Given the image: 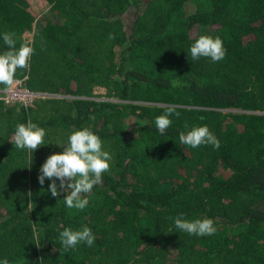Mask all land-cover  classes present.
<instances>
[{
	"label": "trees",
	"instance_id": "obj_1",
	"mask_svg": "<svg viewBox=\"0 0 264 264\" xmlns=\"http://www.w3.org/2000/svg\"><path fill=\"white\" fill-rule=\"evenodd\" d=\"M6 32L17 49L34 48L15 76L70 98L50 115L0 98V261L264 264V0H0V54ZM201 34L222 39L223 60L191 59ZM94 84L121 99L87 96ZM169 106L179 116L161 135L155 118ZM29 121L46 131L34 152L11 143ZM203 125L219 149L180 143V132ZM85 127L112 159L80 211L38 175ZM177 216L211 218L217 231L189 235ZM84 227L94 244L65 251L60 232Z\"/></svg>",
	"mask_w": 264,
	"mask_h": 264
},
{
	"label": "clouds",
	"instance_id": "obj_2",
	"mask_svg": "<svg viewBox=\"0 0 264 264\" xmlns=\"http://www.w3.org/2000/svg\"><path fill=\"white\" fill-rule=\"evenodd\" d=\"M13 37L12 33L3 34V41L9 50L0 54V84L5 85L6 88L14 85L17 69L28 68L29 59L34 52L31 42L22 43L17 49ZM109 39H115V36L110 33ZM189 51L193 61L206 57L212 62H219L226 56L222 39L219 36L213 37L207 34L199 35ZM172 115L179 116V112L169 106L163 114L156 116L155 125L161 135L171 126L172 120L169 117ZM45 135V129L31 121L27 124L19 123L15 128L11 143H14L18 149L34 152L39 146L45 144ZM179 141L191 148L211 145L219 149L221 144L206 125L194 126L186 133L180 132ZM111 159V154L103 150L102 140L97 134L86 127L73 130L68 136V143L63 147V151L49 155L41 165L38 181L40 185H43L45 178H48L51 181L48 191L52 197L59 196L62 190L66 193L63 196L66 207L82 211L89 204L86 194L91 193L94 186L102 183V175L109 171ZM57 180H59V186ZM28 195L31 193L29 192ZM175 227L189 235L196 236H211L217 231L213 219L207 217L189 220L177 216ZM59 239L67 251L80 243L91 247L95 236L89 227L81 230L64 228L59 234ZM36 245L39 247L38 244ZM0 264H9V260L5 258L0 261Z\"/></svg>",
	"mask_w": 264,
	"mask_h": 264
},
{
	"label": "rangeland",
	"instance_id": "obj_3",
	"mask_svg": "<svg viewBox=\"0 0 264 264\" xmlns=\"http://www.w3.org/2000/svg\"><path fill=\"white\" fill-rule=\"evenodd\" d=\"M47 13L50 14V11H48ZM40 25L39 23L36 21V19L33 21L32 23V28L31 29H27L24 32V35L27 37V39H32L33 35H34V30L36 28H38ZM43 37V35H41V38ZM40 42L42 41L41 39H38ZM22 79L24 84H25V79L27 78V76L25 78L19 77V76H15L14 79ZM26 85V84H25ZM27 87L33 89L34 91L38 92L39 95L38 97L35 99V101L33 102V105L35 107L34 110V115L37 114L39 115L40 112H42L44 115L47 114H51L53 112H55V110L57 108L60 109H68V97L70 98V96H65V94L60 93V92H54V91H50V90H43L40 88H35L32 86H29L28 84L26 85ZM4 87H0V92ZM88 88V86H85ZM90 91V97H94V98H98V99H111V100H120L121 98H119L117 96V92L114 89H111L109 87H107L106 85H101V84H94L89 88ZM110 92L112 95H110ZM4 95V94H3ZM38 100H40V103L38 104V102H36Z\"/></svg>",
	"mask_w": 264,
	"mask_h": 264
},
{
	"label": "built area",
	"instance_id": "obj_4",
	"mask_svg": "<svg viewBox=\"0 0 264 264\" xmlns=\"http://www.w3.org/2000/svg\"><path fill=\"white\" fill-rule=\"evenodd\" d=\"M4 94V95H3ZM39 93L27 87L22 79H14V85L11 88H3L0 92V98L6 102H21L28 106L33 104Z\"/></svg>",
	"mask_w": 264,
	"mask_h": 264
}]
</instances>
